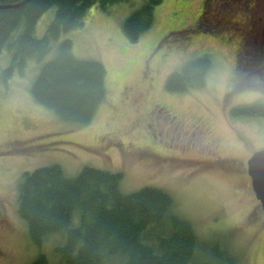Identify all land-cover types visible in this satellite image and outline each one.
<instances>
[{"label":"rangeland","instance_id":"rangeland-1","mask_svg":"<svg viewBox=\"0 0 264 264\" xmlns=\"http://www.w3.org/2000/svg\"><path fill=\"white\" fill-rule=\"evenodd\" d=\"M145 1H121L108 9L95 4L83 26L63 33L42 62L52 59L60 42L71 38L78 58L104 63L107 97L91 123L64 121L35 100L31 86L42 63L34 57L8 86L1 85L0 264L30 263L42 253L51 264H62L55 251L60 237L51 236L42 247L36 246L18 212L22 173L54 164L70 177L87 165L122 172L123 192L163 188L174 197L176 213L192 223L200 238L225 242L239 264H264V209L250 176L200 161L209 156L198 143L182 146L178 140L166 141L157 130L148 131L160 108L153 111V104L158 102L190 123L203 117L213 128L205 141L212 147L219 143L221 156L245 158L264 148V116H236L231 111L240 104L264 102V0H227L221 7L214 0H162L152 27L132 41L123 24ZM55 13L52 7L41 16L38 37ZM202 56L211 60L204 87L166 89L173 71ZM10 61L5 49L0 71ZM235 79L243 87L226 96Z\"/></svg>","mask_w":264,"mask_h":264},{"label":"trees","instance_id":"trees-1","mask_svg":"<svg viewBox=\"0 0 264 264\" xmlns=\"http://www.w3.org/2000/svg\"><path fill=\"white\" fill-rule=\"evenodd\" d=\"M121 1L130 0H30L18 7H0V61L5 49L11 54L9 65L0 71V87L8 86L16 72L23 73L29 58L42 63L54 41L83 26L89 8L97 4L108 9ZM161 2L147 0L125 19L123 29L130 40H138L152 27ZM52 7L55 16L38 37V21ZM73 48L71 38L60 42L57 54L42 63L31 93L62 120L87 125L107 97V69L100 60L78 58ZM210 68L208 56L188 61L167 77L165 87L171 92L204 87ZM242 87L238 83L233 90ZM231 111L236 116H264V102L240 104ZM123 177L122 172L89 165L72 177L59 164L24 171L18 212L32 242L42 247L49 237L59 236L55 251L62 264H239L225 242L199 237L192 223L176 213L168 191L145 186L123 192ZM25 264L51 262L42 253Z\"/></svg>","mask_w":264,"mask_h":264},{"label":"flooded vegetation","instance_id":"flooded-vegetation-1","mask_svg":"<svg viewBox=\"0 0 264 264\" xmlns=\"http://www.w3.org/2000/svg\"><path fill=\"white\" fill-rule=\"evenodd\" d=\"M214 3L216 7H221L224 5L227 6L226 4L227 0H214ZM204 8H205V3L203 4V9ZM263 21L264 19L260 20V23H262ZM198 24L199 22H197L195 25L198 26ZM262 34H263L262 43L264 44V28L262 30ZM241 48H242V44H241ZM151 81L153 83V78L151 79ZM238 83H239V80L235 79V82L231 84L232 88H230L229 92L226 93V96H228V94L235 92L233 89L235 85H237ZM153 106H154L153 111L154 110L156 111V108H158V106L160 108L157 109L156 115L148 123L149 132H151L150 130H157L160 137L164 138L166 141L167 139H169L170 141L178 140L182 142V146H186L187 144L195 145L196 143H198V145L201 147L202 153L205 155L208 154L209 156L208 160L206 159V160H200V161L210 164L212 167H219L221 169H226L229 172L238 173V172L243 171L249 175V173H247L248 172V162L251 156L257 151V149L254 150L252 153H250L245 158L221 156L219 154V148H220L219 143H214L212 147L211 143L205 141V139H207L209 136L211 137L213 133V128L209 125V123L203 117L195 116L196 117L195 120L190 123L187 120L186 116H184L183 114L172 113L170 111L169 106L168 107L163 106L158 102H155ZM154 120H155L156 126H154L152 122ZM156 136H157V133L154 132L152 137H156ZM166 141L161 139V142L165 143ZM150 143H151L149 144L150 149L154 148L152 139ZM180 150L184 151L183 149H180Z\"/></svg>","mask_w":264,"mask_h":264},{"label":"water","instance_id":"water-1","mask_svg":"<svg viewBox=\"0 0 264 264\" xmlns=\"http://www.w3.org/2000/svg\"><path fill=\"white\" fill-rule=\"evenodd\" d=\"M28 1L30 0H23L12 5L0 4V7H18ZM248 173L251 177L252 187L255 191V194L261 202L262 208L264 209V148L257 150L249 159Z\"/></svg>","mask_w":264,"mask_h":264},{"label":"bare ground","instance_id":"bare-ground-1","mask_svg":"<svg viewBox=\"0 0 264 264\" xmlns=\"http://www.w3.org/2000/svg\"><path fill=\"white\" fill-rule=\"evenodd\" d=\"M173 73V72H172Z\"/></svg>","mask_w":264,"mask_h":264}]
</instances>
